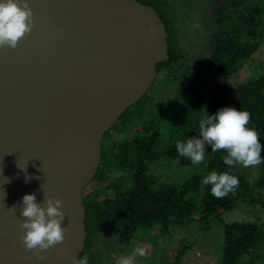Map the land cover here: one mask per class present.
<instances>
[{"label":"trees","instance_id":"16d2710c","mask_svg":"<svg viewBox=\"0 0 264 264\" xmlns=\"http://www.w3.org/2000/svg\"><path fill=\"white\" fill-rule=\"evenodd\" d=\"M139 1L155 7L163 19L170 58L157 65L153 86L104 135L98 172L84 189L87 238L81 255L88 256L89 264H103L109 253L115 259L116 254L144 247L156 264H183L195 236L219 221L224 243L218 264H264V163L251 183L248 167L223 164L224 150L212 152L206 147L204 160L192 164L178 156L175 147L177 140L198 135L199 119L221 106L247 111L249 126L264 143V71L243 73L264 42V0H224L216 8L217 29L207 45L209 64L196 68L179 62L185 54L177 41V19L170 12L177 1ZM237 74L232 102L228 82ZM163 80L171 88L169 94H153L154 85ZM173 169L174 176L166 177ZM211 171L236 175L238 186L222 198L213 197L210 186L201 183ZM245 207L252 219L224 218ZM114 234L112 244L94 247L100 236ZM178 237V246L166 247Z\"/></svg>","mask_w":264,"mask_h":264},{"label":"water","instance_id":"95a60500","mask_svg":"<svg viewBox=\"0 0 264 264\" xmlns=\"http://www.w3.org/2000/svg\"><path fill=\"white\" fill-rule=\"evenodd\" d=\"M29 6L31 31L15 48L0 46V264H71L86 246L84 189L104 135L170 58L169 34L139 0ZM31 192L38 202L61 197L66 214L64 240L42 260L21 239L19 202Z\"/></svg>","mask_w":264,"mask_h":264},{"label":"clouds","instance_id":"9594fccd","mask_svg":"<svg viewBox=\"0 0 264 264\" xmlns=\"http://www.w3.org/2000/svg\"><path fill=\"white\" fill-rule=\"evenodd\" d=\"M32 27L33 11L29 0H0V46L15 48ZM249 121L250 114L247 111L233 106H221L211 114L207 111L198 121V135L184 141L177 140V155L187 158L192 164H200L205 158L206 147L210 146L212 152L224 150L226 154L221 156V160L229 168L264 163V143L256 130L249 126ZM3 178V184L10 182L8 177ZM201 183L210 186V195L219 199L234 191L239 179L226 171H211L201 179ZM19 208L24 246L35 250L42 260L48 248L64 240L66 214L63 200L59 196H44L38 202L35 192L25 193ZM137 255L144 256L145 250L134 248L130 255L121 257L116 264H134ZM71 264H89L88 256H73Z\"/></svg>","mask_w":264,"mask_h":264},{"label":"rangeland","instance_id":"374dc122","mask_svg":"<svg viewBox=\"0 0 264 264\" xmlns=\"http://www.w3.org/2000/svg\"><path fill=\"white\" fill-rule=\"evenodd\" d=\"M173 1V0H172ZM172 5L171 15H175L176 21V33H177V41L180 49L185 54L183 58L179 60V62H187L194 68L204 67L209 64V56L210 52L207 49L208 42L211 40L213 33L217 29V23L215 21L216 16V8L223 4L224 0H175ZM250 68L246 69L244 74H253L258 71H264V42L260 49L254 53L251 57ZM179 65V64H178ZM202 78H206L207 75L205 73L198 74ZM239 83V75H233L230 77L228 82V92L231 96L232 102H235L236 94H237V86ZM153 84V83H152ZM153 86V85H152ZM151 87V86H150ZM154 91H158L164 93L166 96L171 91V88L167 84L165 80L154 85ZM161 99V97H160ZM159 99L157 98V101ZM161 102V100H159ZM261 164L257 166L248 167V174L251 180V183L256 181L257 175L259 172V167ZM172 171V172H171ZM168 172L170 178L174 176L173 170ZM113 175H116V172H113ZM165 177V178H166ZM96 193V191H95ZM264 193V190H261V194ZM96 194H99L98 191ZM101 196V194H100ZM247 216V210L245 208H235L227 214L224 215V218L228 222H233L236 220H242ZM248 219H252L251 216H247ZM208 230L205 232L198 233L195 236V243L191 244L192 249H190L186 254L182 261L183 264H218L220 261V253L222 250V245L224 243V235H223V226L219 221H214V223L210 224ZM187 233H184V236H187ZM149 235L147 234L146 239H149ZM182 237V236H181ZM98 238V237H97ZM117 239V235L113 236H100L98 238L99 242H96L94 245L95 248L105 246L106 244H112ZM96 240V239H95ZM140 242H146L143 240H139ZM162 242V241H161ZM180 242V238H174L168 245L167 248H172L173 246H178ZM145 244V243H144ZM124 246L123 244H120ZM164 247V246H163ZM142 248V247H140ZM144 248V247H143ZM160 254H163L161 249V245L158 247ZM161 249V250H160ZM219 254V258H218ZM130 255V251L124 252L121 255L115 256V259L111 257L114 256V253H109L106 256V263L103 264H116V262L123 256ZM118 257V258H117ZM160 261V260H159ZM158 262V260H157ZM134 264H156L155 261H150V256L147 253L144 256H135Z\"/></svg>","mask_w":264,"mask_h":264}]
</instances>
